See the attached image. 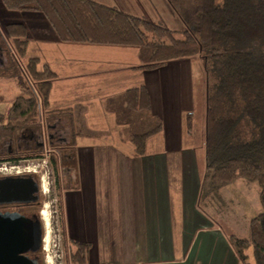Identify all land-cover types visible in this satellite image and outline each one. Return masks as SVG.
Masks as SVG:
<instances>
[{"label":"crops","instance_id":"crops-1","mask_svg":"<svg viewBox=\"0 0 264 264\" xmlns=\"http://www.w3.org/2000/svg\"><path fill=\"white\" fill-rule=\"evenodd\" d=\"M94 1L163 21L144 0ZM161 4L172 17L166 2ZM10 23L25 26L28 58H38L39 70L46 65L55 74L48 108L68 113L50 117L53 140L65 150L71 146V119L80 132L66 157L61 210L67 239L89 245L86 264H242L228 239L233 229L197 207L206 86L203 74L195 78L194 57L145 68L136 47L61 42L42 14L8 12L0 3V27ZM38 43L45 47L31 53ZM8 61L0 59V66ZM139 86L148 92L149 111L118 116L110 104L123 110L124 93ZM133 117L147 130L160 124L143 154L130 140L145 131L131 126Z\"/></svg>","mask_w":264,"mask_h":264},{"label":"trees","instance_id":"trees-1","mask_svg":"<svg viewBox=\"0 0 264 264\" xmlns=\"http://www.w3.org/2000/svg\"><path fill=\"white\" fill-rule=\"evenodd\" d=\"M172 15L183 27L176 36L165 22H154L94 0H0L8 12L42 14L61 42L136 47L145 68H155L169 61L199 56L202 58L205 88V167L197 207L214 223L228 224L219 204L228 194L227 186L243 179L259 188L261 211L248 222V234L228 235L242 264H264V0H165ZM0 49L11 55L5 69L12 71L19 93L6 114L0 112V142L29 136L43 128L42 110H47L44 124L64 110H49L51 81L55 74L39 59L22 62L28 38L20 23L0 27ZM7 59V58H6ZM116 114L149 111V95L144 86L127 89ZM118 114V116H119ZM71 122V146L80 132ZM187 129L191 116L187 115ZM160 124L141 133L131 134L139 154L144 153L147 138L158 132ZM64 152L72 153V147ZM40 147L0 156L1 160L39 157ZM53 163L55 160L53 158ZM57 170V163H56ZM61 195V194H60ZM229 201L232 200L229 198ZM61 205V196L59 198ZM62 211V210H61ZM62 234L66 239L61 212ZM69 241L74 247L68 256L73 264H86L89 245Z\"/></svg>","mask_w":264,"mask_h":264},{"label":"rangeland","instance_id":"rangeland-1","mask_svg":"<svg viewBox=\"0 0 264 264\" xmlns=\"http://www.w3.org/2000/svg\"><path fill=\"white\" fill-rule=\"evenodd\" d=\"M149 10L153 15H155V19L159 17L162 19V22H165L168 27L172 30L176 31V36H179L181 29L183 28L179 22L174 20L175 16L168 17L165 8L161 7V2L165 4V0H144ZM221 3L222 0H217ZM167 7V5H166ZM136 11L137 8L133 7ZM168 8V7H167ZM128 11V10H126ZM133 10H129L131 12ZM169 11V9H168ZM170 12V11H169ZM165 20V21H164ZM2 41L0 40V43ZM45 45H40V43L31 45L30 52L38 53L39 48H43ZM1 50V49H0ZM1 52V51H0ZM1 55V54H0ZM5 61L9 58L11 59V55H5ZM28 59V55H24L21 58L22 62H26ZM194 65V74L195 78L198 79V75L203 74V80L205 82L204 86H206L205 79V71L202 68V58L199 56L194 57L192 59ZM1 65V63H0ZM6 67V66H5ZM15 68L14 65H11L10 69H5L4 66H0V112L6 114L13 98L18 95V85L15 83L14 76L12 75V71ZM202 70V72H201ZM73 109H76L78 115H83V112L80 111L79 106L76 108V105L72 106ZM46 114H48L47 110H42V122L43 127L45 129L44 120L46 119ZM131 126L135 125V128L140 130H147L145 124L135 123L136 119L133 117L131 119ZM134 123V124H133ZM146 127V128H144ZM47 130V128H46ZM81 132H86L87 130H80ZM22 133L16 135V138H20L22 141ZM17 138V139H18ZM16 139L13 141L15 142ZM8 140H4L0 142V156H5V151H7ZM16 144V143H15ZM41 144V143H40ZM52 148L43 147L42 150H39L38 154H41L39 157L31 158V159H21L16 162L10 160H1L0 166L2 164H19L21 165V169L25 167H29V169L36 170L33 173L38 178L40 183V201L38 206L35 208L34 213L37 211V215L40 217V221L42 223L43 229V237L45 239L46 235H48L47 243L44 244V239L42 242L41 250L39 251L40 256V264H73L72 261L66 256L68 251V256L71 253V250L74 249L72 244L69 241L64 239L62 234V225H61V207L59 205L60 194L62 193L63 187L61 184H58V180L60 181V177H62V172L60 171V159L59 154L55 151H51ZM53 158L57 163H53ZM9 162V163H6ZM28 172V171H22ZM12 173V174H10ZM3 175H14V171H6V173H0ZM228 194L225 197V200L222 198L219 201L224 209V214L226 216L227 225L232 228L233 232H235L239 236H246L248 234V222L249 220L258 214L261 211V204L259 200V188L255 183L247 182L243 179H238L227 186ZM229 198L232 200L229 201ZM42 211L45 212L44 219L42 215ZM47 221V224H46ZM67 250V251H66Z\"/></svg>","mask_w":264,"mask_h":264},{"label":"water","instance_id":"water-1","mask_svg":"<svg viewBox=\"0 0 264 264\" xmlns=\"http://www.w3.org/2000/svg\"><path fill=\"white\" fill-rule=\"evenodd\" d=\"M37 194L38 186L32 179L0 178V204L33 202ZM42 241L39 218L0 211V264H38L29 254L37 253Z\"/></svg>","mask_w":264,"mask_h":264},{"label":"flooded vegetation","instance_id":"flooded-vegetation-1","mask_svg":"<svg viewBox=\"0 0 264 264\" xmlns=\"http://www.w3.org/2000/svg\"><path fill=\"white\" fill-rule=\"evenodd\" d=\"M0 59L1 60L4 59L2 54L0 55ZM17 138H16L15 142H13L14 141L13 139L8 140L7 151L4 150L5 155L7 154V155H9V157H11L13 155L17 156L18 152H29V151L31 152L35 149L36 146H37V149H39L40 147L43 148V147L48 146V148H52L51 151H55V149H58L56 151L60 156L59 157V159H60L59 168H60V171L62 172L61 173L62 177H60V181L58 180V184H61V182L63 180L65 169L68 166L69 162L66 159L67 153L64 152L65 151L64 146L58 145L55 143V140H53V138H52L51 130H48V125H47V130H45L43 127L42 130L40 131V133H32L29 136L22 135L21 136L22 141L20 138H18V139ZM0 148L3 149L2 146ZM10 161L16 162V160H13V159ZM7 176L15 177V178L20 177V178H24V179H32L33 181H35L37 183V186H38V194H37L38 199L36 201H33V202L31 201L28 203L0 204V211L1 212H6V211L19 212V213H21L27 217L34 218L36 216L37 218L40 219V217L37 215V211H36V213H34V210L38 206L39 201H40V194H39L40 183H39L36 175H34L33 173H28V172H21L19 174H14V175H0V178L7 177ZM43 239H44V237H43V229H42V240ZM39 251L37 253H34V254H29L30 258L36 259L38 261V264H40V262H39V260H40Z\"/></svg>","mask_w":264,"mask_h":264},{"label":"built area","instance_id":"built-area-1","mask_svg":"<svg viewBox=\"0 0 264 264\" xmlns=\"http://www.w3.org/2000/svg\"><path fill=\"white\" fill-rule=\"evenodd\" d=\"M6 163H9V162H6ZM6 171H14L15 174H19L22 171H28V173H30V171L35 172L36 170L34 169L30 170L29 167H25V169L24 168L21 169V165L19 164H11V165L9 164V166H6V164H2L0 166V173H6ZM0 175H3V174H0Z\"/></svg>","mask_w":264,"mask_h":264},{"label":"bare ground","instance_id":"bare-ground-1","mask_svg":"<svg viewBox=\"0 0 264 264\" xmlns=\"http://www.w3.org/2000/svg\"><path fill=\"white\" fill-rule=\"evenodd\" d=\"M42 215H43L44 219H47V218H45V212L44 211H42ZM46 224H47V221H46ZM47 238H48V235H46V237L44 239V244H45V242L47 243Z\"/></svg>","mask_w":264,"mask_h":264}]
</instances>
